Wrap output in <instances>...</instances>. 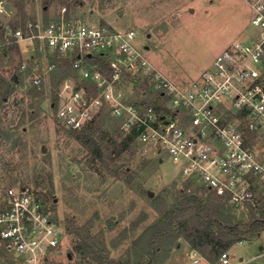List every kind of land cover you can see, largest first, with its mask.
<instances>
[{
  "label": "rangeland",
  "instance_id": "rangeland-1",
  "mask_svg": "<svg viewBox=\"0 0 264 264\" xmlns=\"http://www.w3.org/2000/svg\"><path fill=\"white\" fill-rule=\"evenodd\" d=\"M11 10L14 24L65 17L135 30L153 64L180 82L197 77L224 47L253 31L248 0H12ZM38 61L45 66L26 46L0 48V202L7 187L28 186L65 226L64 243L41 264H136L135 247L159 218V201L172 206L189 182L181 177L182 163L138 139L113 152L108 165L102 163L98 145L122 143L121 121L105 109L93 138H78L57 118L59 84L53 77L43 89L31 85V67ZM127 93L131 101L156 99L144 84L130 83ZM255 194L263 196L260 190ZM230 212L237 223L250 219L249 207ZM84 239L102 261L83 255ZM2 246L0 264H18ZM233 246L228 263L221 258L210 263L182 237L152 264H264V228L257 239Z\"/></svg>",
  "mask_w": 264,
  "mask_h": 264
},
{
  "label": "built area",
  "instance_id": "built-area-1",
  "mask_svg": "<svg viewBox=\"0 0 264 264\" xmlns=\"http://www.w3.org/2000/svg\"><path fill=\"white\" fill-rule=\"evenodd\" d=\"M248 4L253 31L224 47L188 82L157 68L135 30L65 17L25 19L14 26L12 0H0V48L26 46L31 56L46 61L31 67L30 83L37 89L50 84L58 66L70 63L73 75L55 89L57 118L67 129H82L107 109L121 121L123 136L136 133V139L181 162L183 179L224 195L230 209L251 204L258 212L264 200V0ZM145 82L161 93V109L128 99V85ZM66 234L37 191L7 187L0 202V241L18 264L48 260ZM221 260L228 263L227 252Z\"/></svg>",
  "mask_w": 264,
  "mask_h": 264
},
{
  "label": "trees",
  "instance_id": "trees-1",
  "mask_svg": "<svg viewBox=\"0 0 264 264\" xmlns=\"http://www.w3.org/2000/svg\"><path fill=\"white\" fill-rule=\"evenodd\" d=\"M45 20L50 19L45 18ZM16 25L14 24V26ZM71 70V65L68 62L58 66L52 73L55 84L58 85L69 78ZM84 82L87 83L91 91L97 92L91 82ZM144 85L146 87L148 85L156 98L152 104L156 109H161L162 106L158 102L161 93L153 90L148 82H145ZM57 100L58 97L55 95V102ZM103 114H105L104 111H101L88 125L82 129H72V133L81 140H85L87 137L91 140L100 128ZM134 139H136V133L125 137L122 143L112 140L105 141L103 146L98 145L96 157L108 165L113 152L118 151ZM93 144L96 142L93 141ZM191 184L196 185L195 191L189 188ZM159 202L160 206L157 207L159 218L147 227L135 247L137 250L134 251L140 253L135 260L136 264H152L153 260L161 254L163 248L170 249L182 237L189 243L191 249L197 250L210 263H216L223 253H226L235 243L257 239L264 228V200L260 202L258 212L250 204V219L245 223H237L234 221L235 214L231 213V209L226 206L224 195L209 191L190 180L186 186L179 190V197L172 206H169L167 199H161ZM2 247L5 249L4 246ZM81 248L84 256L92 255L99 259L102 258L93 249V245L85 239ZM100 250L104 251V248ZM135 254L137 253L135 252ZM107 264L121 263L108 261Z\"/></svg>",
  "mask_w": 264,
  "mask_h": 264
},
{
  "label": "crops",
  "instance_id": "crops-1",
  "mask_svg": "<svg viewBox=\"0 0 264 264\" xmlns=\"http://www.w3.org/2000/svg\"><path fill=\"white\" fill-rule=\"evenodd\" d=\"M234 246H232L230 249H232ZM208 261V260H207ZM209 262V261H208Z\"/></svg>",
  "mask_w": 264,
  "mask_h": 264
},
{
  "label": "water",
  "instance_id": "water-1",
  "mask_svg": "<svg viewBox=\"0 0 264 264\" xmlns=\"http://www.w3.org/2000/svg\"><path fill=\"white\" fill-rule=\"evenodd\" d=\"M45 150V149H44ZM151 195H152V192H151Z\"/></svg>",
  "mask_w": 264,
  "mask_h": 264
}]
</instances>
